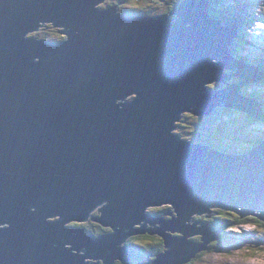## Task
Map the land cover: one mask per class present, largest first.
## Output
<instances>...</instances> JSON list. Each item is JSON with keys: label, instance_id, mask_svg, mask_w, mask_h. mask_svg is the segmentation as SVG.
<instances>
[{"label": "water", "instance_id": "water-1", "mask_svg": "<svg viewBox=\"0 0 264 264\" xmlns=\"http://www.w3.org/2000/svg\"><path fill=\"white\" fill-rule=\"evenodd\" d=\"M101 2L0 0V264L129 261L122 243L146 233L172 248L153 264H185L223 238L208 222L190 226L196 215L217 208L264 223V141L234 154L175 133L184 114L210 118L222 105L264 123L261 104L241 94L264 71L227 49L240 25L208 18L207 0L184 1L174 23L100 12ZM49 18L63 35L73 27L66 45L26 39ZM233 76L241 83H225ZM213 81L228 87L210 90ZM99 204L93 221L115 234L64 228ZM166 205L170 219L147 212ZM198 234L203 244L187 241Z\"/></svg>", "mask_w": 264, "mask_h": 264}, {"label": "rangeland", "instance_id": "rangeland-1", "mask_svg": "<svg viewBox=\"0 0 264 264\" xmlns=\"http://www.w3.org/2000/svg\"><path fill=\"white\" fill-rule=\"evenodd\" d=\"M120 1V2H119ZM180 0H176V5ZM183 0L181 4L184 3ZM210 1V0H209ZM212 1V2H211ZM210 1V10L212 13L218 14L221 17H228L229 15L241 16V13L247 14L248 19L253 22V25L249 29H244L241 33L244 39H238L237 50L240 52L242 57L249 59V63L259 64L264 67V0H211ZM123 0H114L115 7L122 6V10L130 9L141 14L148 15H168L171 22H176L179 19H173L170 14H162L163 9L155 6L146 7L144 3H136L135 5L127 1L126 5ZM163 2V1H162ZM104 2L99 3L98 11H102ZM164 7L168 5L166 0L163 2ZM144 10H147L146 12ZM165 10H167L165 8ZM174 9L169 8L168 12H173ZM209 10V13H210ZM232 13V14H231ZM172 15V14H171ZM211 16V14H210ZM212 18V16H211ZM253 18V19H252ZM244 19H248L244 15ZM52 30L56 31L54 27H50ZM257 66V65H256ZM226 71V70H225ZM229 72H232L228 70ZM259 71H264V69L259 68ZM227 72V71H226ZM239 80L238 78H233L232 81ZM231 81V82H232ZM223 84L220 82H215L209 84V87L218 88ZM250 91L257 93L260 96L261 103L264 106V81L254 82L247 86ZM247 87L244 88L246 91ZM135 97H129L124 100V102H129L134 100ZM121 102H117V105H120ZM217 110V111H216ZM212 115H215L210 118H206V115L202 117L191 114H184L181 122H177L176 132L182 136L180 133L184 134L183 139L188 142L194 143H203L211 145L215 148H220L221 150L241 154L252 149L259 142V140H264V123L253 122L252 118L246 113H242L236 110H229L228 107L219 106ZM226 111V114L218 111ZM218 112V113H217ZM250 117L252 120L246 119ZM255 121V120H254ZM101 208L102 206L97 207L93 212H91L89 218L85 221H70L69 223L64 224V228H69L71 230H82L83 235L89 236L92 239H98L105 235L115 234L116 231L110 226H104L103 224L93 221V218L101 217ZM174 211L175 208H171L168 205L166 207L159 208H150L148 213L154 215L155 217H165L171 218L165 215L168 211ZM224 210L213 208V213H204L203 215H196L188 223L190 226L194 225L197 222L205 221L211 223V226L214 230H221V235L223 236L222 240H212L208 244L207 250H201L194 254L187 264H264V245H255V241L264 239V224L256 222V218L248 217L241 218L246 220V223L238 225L234 228L227 226V222L223 218H235L239 217L238 214L224 211L231 215L220 216L221 221L218 219L217 213ZM198 213V212H196ZM205 215H212L213 219H203ZM50 222H60L63 221L61 216H55L47 218ZM211 220H214L215 223H212ZM248 220V221H247ZM216 226H214V225ZM198 227H202V224H197ZM139 226V225H137ZM160 224H154L153 226L149 224V227L158 228ZM4 227V226H3ZM6 227H9V224H6ZM215 227H217L215 229ZM103 232V233H102ZM168 234L174 235L180 239L184 238V235H177L172 232L167 231ZM244 234V235H243ZM146 235H151L154 237V241L148 242L147 238H135L136 235L126 238V242L122 243V247H125L127 252L131 255L129 261H123L122 264H153L157 260V256L161 255L160 253L164 252L166 254L169 250H172L170 246L166 248L165 243L162 245V240L165 242L164 238L158 234L146 233ZM134 238V239H133ZM211 238V236H210ZM195 241V242H192ZM187 241L198 244L197 242H202V237H189ZM253 242V243H251ZM155 245H158L164 250L158 254L154 253L150 249L151 246L156 250ZM73 246V245H72ZM68 245V247H72ZM189 249V247H187ZM74 254H77V251H73ZM84 253V252H82ZM78 255H82L81 251L78 252ZM85 264H104L100 259H85ZM141 261V262H140ZM122 261H117L116 264Z\"/></svg>", "mask_w": 264, "mask_h": 264}, {"label": "flooded vegetation", "instance_id": "flooded-vegetation-1", "mask_svg": "<svg viewBox=\"0 0 264 264\" xmlns=\"http://www.w3.org/2000/svg\"><path fill=\"white\" fill-rule=\"evenodd\" d=\"M98 1H101V0H98ZM123 1H124V4L126 5L128 0H123ZM182 1L183 0H180L178 2V4L176 5V0H166V2L168 3V5L166 7H164L162 0H131L129 2L134 4V5L136 3L142 2V3H144V5L146 7H150V6H155L156 5L158 8L163 9V11H160V12H163L162 14H172V18L176 20L178 18V15L176 13H173V12L178 10V8L180 7V3ZM103 2H104V4H103L104 5L103 6L104 10L116 6L115 3H114V0H103ZM122 6H124V5H122ZM122 6L118 7V14H121V15H148V14H141V13L136 12L134 10L125 9V8L122 10ZM97 7L99 8V6H97ZM28 8L31 11L30 6ZM165 8L167 10H165ZM169 8H170V10L174 9V11L173 12H168ZM35 11L37 12V14L35 16L38 17L40 15V13H41V7L35 6ZM144 11L146 12L147 10H144ZM136 13H139V14H136ZM46 21H52L51 23H56V21L51 19V18H49L48 20L43 21L41 23V25L39 23L38 26L34 27V28H37L34 32L26 34V39L27 40H33L36 44H39L41 46H47V47L59 48V47H62L64 45H66L68 43V41H69L70 35L74 32L73 27L71 25H69V24H64L65 27L68 30V33L63 35L60 32L59 28L54 27V29H56V31L52 30L50 27H53V26L52 25L49 26L48 25L49 22H46ZM175 133H177V132L175 131ZM163 207L168 208V206H163ZM196 237H200V236H196ZM122 263L123 262H120L118 264H122Z\"/></svg>", "mask_w": 264, "mask_h": 264}, {"label": "trees", "instance_id": "trees-1", "mask_svg": "<svg viewBox=\"0 0 264 264\" xmlns=\"http://www.w3.org/2000/svg\"><path fill=\"white\" fill-rule=\"evenodd\" d=\"M128 1H131V0H128ZM211 1V0H210ZM212 2V1H211ZM181 6V5H180ZM136 14H139V13H136ZM210 14H211V16H212V18H214V19H216L217 21H219V22H221V23H226V24H228V25H240L239 26V28H238V37L236 38V40H235V43L233 44V46H232V50H231V54L234 56V57H236V58H238L239 60H241V61H244V62H248L249 61V59L248 58H246V57H242L241 56V54H240V52L237 50V42H238V39H244L243 38V35H241V33H242V31L244 30V29H247V28H250L252 25H253V22H251L250 21V19H251V17H250V19H248V17H247V14H245V13H241V16L239 17V16H236V15H234L233 14V16H231V15H229L228 17H221V16H219L218 14H214V13H212V10H210ZM232 14V13H231ZM244 15H245V17L248 19V21H246L245 19H244ZM149 16H152V15H149ZM253 19V18H252ZM50 26V25H49ZM53 26V25H52ZM54 27V26H53ZM60 29V28H59ZM258 67H260V68H262V69H264V67L263 66H261V65H259L258 63L256 64ZM229 73H232V72H229ZM239 80H235V81H232V82H238ZM222 87H224V85L222 86ZM210 88H212V87H210ZM247 89H248V87H247ZM243 92V94L246 96V97H253V98H255L256 99V101L259 103V104H261V106H262V109L264 110V106H263V104L261 103V99H260V96L257 94V93H255V92H253V91H250L249 89L246 91V89L244 90H242ZM226 111H229V110H225V112L224 111H220V112H222L223 114H226ZM219 112V113H220ZM246 119H248V120H252L250 117H247ZM253 122H256V121H254V120H252ZM181 135L182 136H184L185 137V135L184 134H182L181 133ZM186 138V137H185ZM259 141H262V140H259ZM194 142V141H193ZM260 144V143H259ZM218 149H220V148H218ZM221 150V149H220ZM156 208H159V207H156ZM222 214L223 215H231V217H232V214H230V213H227V212H224V211H220V212H218L217 213V216H218V219L221 221V219H220V216H222ZM224 220H225V222H227V226H230V228H234V227H236V226H238V225H241V224H244V223H246V220H243V219H241L240 217H235V218H223ZM248 221V220H247ZM212 222V221H211ZM256 222H260L258 219H256ZM212 223H215V221L214 222H212ZM260 223H262V222H260ZM264 224V223H263ZM211 225V224H210ZM214 225V224H213ZM214 226H216V225H214ZM217 228V227H216ZM147 238V240H148V242H152V241H154L155 239H154V237L153 236H151V235H142V234H140V235H136V237L135 238H137V239H140V238ZM134 239V238H133ZM165 242H163V240H162V245L164 244ZM155 248H156V250L153 248V246H151L150 247V249L151 250H153V252L154 253H156V254H158V253H160V252H162L164 249L163 248H160L158 245H155Z\"/></svg>", "mask_w": 264, "mask_h": 264}, {"label": "bare ground", "instance_id": "bare-ground-1", "mask_svg": "<svg viewBox=\"0 0 264 264\" xmlns=\"http://www.w3.org/2000/svg\"><path fill=\"white\" fill-rule=\"evenodd\" d=\"M208 1V5L209 6H207V11H206V13H207V15H208V18H210V19H214V18H211V16H210V13H209V10H210V1L209 0H207ZM164 2V1H163ZM94 8L95 9H98V7H97V5L96 6H94ZM111 8H113V7H111ZM111 8H108V9H106V10H102V11H100V12H104V11H108L109 9H111ZM115 9L117 10L116 11V15H121V14H118V9L115 7ZM179 9V8H178ZM161 16H165V15H157V16H149V15H121V17H135V18H138V17H147V18H150V19H153V18H157V17H161ZM166 16H168V15H166ZM170 16H172V15H170ZM169 18V20H170V17H168ZM178 19V18H177ZM179 19H180V16H179ZM178 19V20H179ZM177 20V21H178ZM214 20H216V19H214ZM217 21V20H216ZM170 23H173V22H171V21H169ZM41 25V24H40ZM54 27H56V28H60V32L61 33H64V26H56V25H53ZM232 26V25H231ZM45 27V26H44ZM238 28L239 27H237L236 28V30H238ZM247 29H249V28H247ZM41 33V32H40ZM238 31H237V34L232 38V43L229 45V46H227V49H229V53H230V55L231 56H233L232 54H231V50H232V46H233V44L235 43V40H236V38L238 37ZM53 39V38H52ZM57 39V38H56ZM234 57V56H233ZM234 59H238V58H236V57H234ZM239 60V59H238ZM239 61H241V60H239ZM244 62V61H243ZM232 69H235V71L234 70H232ZM232 69H226V68H223V70H222V72L224 73V74H227V75H230V74H236L237 72V70H239L238 68H235V67H233ZM227 72H226V71ZM228 70H230V71H232V73H229V71ZM233 78H238L239 79V81L238 82H231L232 81V79ZM241 81H242V79L241 78H239V77H237V76H233V77H231V79L230 80H228V81H225V83H227V84H239V83H241ZM260 81H264V79H261V80H257V81H251V82H249V83H246V85H244L242 88H241V94H242V96L243 97H245V98H252V99H255V98H253V97H246L242 92V90L245 88V87H247L248 85H250V84H253L254 82H260ZM215 82H220V81H213V82H211V83H209V84H212V83H215ZM225 83H223V82H220V84H223L224 85V87H218V88H210L208 85L209 84H207V87L210 89V90H213V91H217V90H220V89H224V88H227L228 87V85L227 84H225ZM136 94H131V95H129V96H127V98H129L130 96L131 97H133V96H135ZM124 100H126V98L124 99ZM124 100H122V99H120V100H117V102H121V103H123L124 102ZM256 100V99H255ZM259 104V103H258ZM217 107V106H216ZM216 107H214V108H216ZM259 108H261V111L264 113V110L262 109V106L260 105L259 106ZM248 114V113H247ZM249 115V114H248ZM250 116V115H249ZM183 117V116H182ZM251 117V116H250ZM252 118V117H251ZM181 121H182V119H181ZM180 121V122H181ZM106 203V202H105ZM101 204H104V203H101ZM100 205V204H99ZM100 206H102V205H100ZM166 206H168V205H166ZM99 207V206H98ZM174 212V211H173ZM204 214V213H203ZM203 214H200V215H203ZM206 214V213H205ZM199 215V214H198ZM195 218H196V216H195ZM203 219H213L212 218V215H205V216H203ZM193 221V220H192ZM212 222H214V220H211ZM203 222H206V220L205 221H203ZM211 224V223H210ZM158 227V226H157ZM198 228H201V227H198ZM215 229H216V227H215ZM210 232H214V231H210ZM212 234H209V236H211ZM244 235V234H243ZM197 236H200V237H203V235H200V234H198ZM196 237V236H195ZM192 242H195V241H193L192 240ZM198 244H202V242H197ZM68 245L69 244H66V247H68ZM71 245V244H70ZM166 245V244H165ZM72 246V245H71ZM53 247H57V245L56 244H54L53 245ZM68 248H72V247H68ZM70 253H72V251H70ZM164 252H162V253H160V254H163ZM191 257H189L188 259H190ZM117 261H122L123 262V260H120V259H118V260H116L113 264H116V262ZM125 261V260H124ZM141 262V261H140ZM187 263H189V261L188 262H186L185 264H187ZM236 264V263H235Z\"/></svg>", "mask_w": 264, "mask_h": 264}, {"label": "clouds", "instance_id": "clouds-1", "mask_svg": "<svg viewBox=\"0 0 264 264\" xmlns=\"http://www.w3.org/2000/svg\"><path fill=\"white\" fill-rule=\"evenodd\" d=\"M262 141H264V140H262ZM262 141H259V142L255 145V147L258 146L259 143L261 144ZM201 144H203V143H201ZM207 145H208V144H207ZM210 146H211V145H210ZM253 148H254V147H253ZM253 148H252V149H253ZM217 149H218V148H217ZM249 150H251V148H250ZM249 150H248V151H249ZM234 154H236V153H234Z\"/></svg>", "mask_w": 264, "mask_h": 264}]
</instances>
